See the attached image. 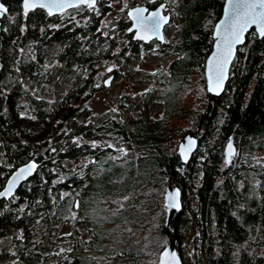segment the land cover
<instances>
[{
    "label": "trees",
    "instance_id": "trees-1",
    "mask_svg": "<svg viewBox=\"0 0 264 264\" xmlns=\"http://www.w3.org/2000/svg\"><path fill=\"white\" fill-rule=\"evenodd\" d=\"M2 1L0 189L20 164L38 168L0 201V264H158L171 237L183 264H264V154L254 156L264 152V36L248 31L213 96L205 59L225 0H147L178 19L156 46L127 32L126 11L141 0L107 25L111 0L54 15ZM146 49L160 66L144 73L145 89L94 112L107 69L143 61ZM187 132L198 146L184 163L175 150ZM231 135L239 151L227 163ZM169 185L182 207L166 227Z\"/></svg>",
    "mask_w": 264,
    "mask_h": 264
},
{
    "label": "water",
    "instance_id": "water-1",
    "mask_svg": "<svg viewBox=\"0 0 264 264\" xmlns=\"http://www.w3.org/2000/svg\"><path fill=\"white\" fill-rule=\"evenodd\" d=\"M97 0H29L27 10L25 8V2L22 0V9L24 14H28L30 11L35 10L36 8H41L45 10L48 15L60 14L75 8L79 5H85L93 7L96 5ZM237 0H232L230 3L229 0L224 1L223 12L219 20L214 25L213 29V45L211 52L208 57L205 59V79L207 91L210 95L219 96L221 95L225 88L226 83L230 76V69L233 64L234 57L236 56L237 49L239 45L244 44L246 41V36L248 31L254 29L257 32L259 37L261 35L260 27L258 24H249L248 27L243 31L240 42L232 43L231 47L229 44L232 40L230 35V25L233 23L234 19V9ZM46 5L41 7L40 5ZM0 5L6 9L5 12L0 14V24L1 19L3 18L8 8L2 0H0ZM164 3L160 4L156 8L149 9L147 5L140 4L136 6L129 7L126 11L128 18L130 19L129 27L127 32L132 34L133 38L144 43H148L153 39H157L160 42L165 40L164 27L170 21V15L163 12ZM137 9L141 10L137 12ZM155 14V16H154ZM159 20L157 24L155 21ZM225 59L227 62L225 63ZM112 67H109L111 70ZM113 79L112 75H108L105 79V85H110ZM212 108V102L209 101L206 115L209 113ZM205 116L200 120L202 123ZM199 123L198 131L201 130V124ZM178 143V147L175 150L176 154L180 156L181 160L186 163L189 162L197 149L198 139L190 132L183 134ZM225 149V161L230 162L233 155L236 153V146L234 144V136L231 135L228 140ZM38 168V162L34 159H30L27 162L20 164L18 167L13 169L12 173L8 176L4 186L0 189V201L4 199H9L16 193L23 181L28 180L31 176L35 174ZM164 202L166 206V227H169L170 223L174 218V214L178 212L182 207V191L177 185H169L166 188ZM78 202H76V205ZM168 244L161 250L159 253L158 264H183L182 258L176 248L175 239H168Z\"/></svg>",
    "mask_w": 264,
    "mask_h": 264
},
{
    "label": "rangeland",
    "instance_id": "rangeland-1",
    "mask_svg": "<svg viewBox=\"0 0 264 264\" xmlns=\"http://www.w3.org/2000/svg\"><path fill=\"white\" fill-rule=\"evenodd\" d=\"M125 1L126 0H111L113 8L104 17V25L111 23L116 18V11H118L119 8L125 5ZM146 1L147 0H141V4H145ZM173 23L174 27H171L169 30H167L166 38H172L174 37V34H176L177 24L175 22ZM169 59L171 58H165V61L167 62V60ZM165 61L162 62L165 64ZM159 66V62H156L155 59H153L152 57H146L141 62H133L132 64L123 67L122 69L124 70V73L122 75H119L118 78L113 77L110 85L101 89L91 100V102H89L94 109V112L96 111L99 114H105L112 106L119 104L117 102L118 100H116L117 97L125 95L126 98H130L138 91L145 89V86L147 84L144 82H140L144 73H150L152 71L158 70ZM108 75L112 74L108 73L105 77H107ZM139 100H141V98L136 101L139 102ZM137 102L134 104V106L137 104ZM160 110L161 109H156L153 112L154 115L159 114ZM121 113L123 112L121 111ZM119 148L125 149V146L119 145ZM262 153V151H256L254 153V156L261 157L263 155Z\"/></svg>",
    "mask_w": 264,
    "mask_h": 264
},
{
    "label": "snow or ice",
    "instance_id": "snow-or-ice-1",
    "mask_svg": "<svg viewBox=\"0 0 264 264\" xmlns=\"http://www.w3.org/2000/svg\"><path fill=\"white\" fill-rule=\"evenodd\" d=\"M24 2L27 10L29 0H24ZM92 2L94 3V0H92ZM229 2L231 3L232 0H229ZM40 6L45 7L46 5L41 4ZM5 11L6 9L0 5V14ZM140 11L141 10L137 9V12ZM233 15V23L230 25V35L232 40L229 47H231L232 43L240 42L241 35L249 24H258L261 35H264V0H237ZM155 22L158 24L159 20H156ZM226 62L227 59H225V63Z\"/></svg>",
    "mask_w": 264,
    "mask_h": 264
},
{
    "label": "flooded vegetation",
    "instance_id": "flooded-vegetation-1",
    "mask_svg": "<svg viewBox=\"0 0 264 264\" xmlns=\"http://www.w3.org/2000/svg\"><path fill=\"white\" fill-rule=\"evenodd\" d=\"M162 3H164L165 5H164V7H163V12L165 13V14H169L170 15V21H168V23L165 25V27H164V30H163V32H164V35L163 36H165V40H169V39H171V37H168V38H166L167 36V30H169L171 27H174V23L173 22H175L177 25V27H178V19H177V17L176 16H174V15H172V11L170 10L171 9V6L169 5V3L168 2H166V1H162V2H160V3H157L155 6H153V7H148L149 9H153V8H156L157 6H159L160 4H162ZM178 29V28H177ZM164 40V41H165ZM158 42H160V41H158L157 39H153V40H151L150 42H148V43H151V45L152 46H156V45H158ZM142 43H144V42H142ZM143 56H144V58H146V57H152L151 56V54H150V49H146V50H143ZM173 56L169 53V54H167V55H165V58H172ZM165 60V59H164ZM112 67V66H111ZM123 67H126V66H119V64H118V66L116 67V65H114L113 67H112V69L111 70H109V68L107 69L108 71V73H110V74H112V76L113 77H119V75H122L123 73H124V70L122 69ZM121 68V69H120ZM116 71H117V75H116ZM107 86V85H106ZM105 86V87H106ZM194 135V134H193ZM195 137H196V135H195ZM197 139H198V137H197ZM235 144V143H234ZM235 146H236V144H235ZM238 151H239V149L236 147V153H238ZM235 153V154H236ZM262 154H264V152L262 153ZM235 157V155H233V157L232 158H234ZM224 158H225V149H224ZM232 160V159H231ZM230 163V162H229Z\"/></svg>",
    "mask_w": 264,
    "mask_h": 264
}]
</instances>
